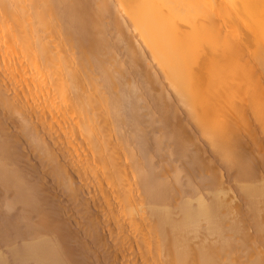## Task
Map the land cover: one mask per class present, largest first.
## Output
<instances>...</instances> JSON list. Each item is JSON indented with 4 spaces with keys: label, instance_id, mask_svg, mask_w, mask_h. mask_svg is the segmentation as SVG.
<instances>
[{
    "label": "bare ground",
    "instance_id": "bare-ground-1",
    "mask_svg": "<svg viewBox=\"0 0 264 264\" xmlns=\"http://www.w3.org/2000/svg\"><path fill=\"white\" fill-rule=\"evenodd\" d=\"M259 1L0 0V105L8 107L10 102L11 108L19 107L25 113L23 119L29 124L22 125V136L28 142L41 140L39 128L46 129V133L53 132L49 138L53 148L60 149L59 153L52 154L48 145L34 149L42 151L39 157L44 165L59 164L68 157L77 163L75 167L68 165L71 179L66 176V170L50 176L59 182L57 186H64V192L74 190L77 180L86 182L93 176L103 177L101 184L95 186L91 207L97 213L111 211L107 221L112 224L105 225L104 218L91 216L89 226L115 231L119 237L114 245L115 259L130 250L136 252L140 264H240L231 258L235 248L230 241L240 234L239 224L243 223L236 219L239 207L233 200L235 196L247 200L254 209L256 225H260L263 188L244 185L237 190L223 182H212L208 176L201 179L194 176L197 165L192 173L182 174L179 162L183 161L176 157L177 153L187 146L197 147L195 142L178 138L168 141L166 145L173 143L174 151L164 156L159 153L161 149L149 154L151 147L163 139L159 135L153 141L138 138L139 154L133 155L129 151L136 137L131 134L120 137L109 127H126L128 123L137 127L135 123L142 122L139 118L130 122L118 117L125 112L126 103L135 101L128 82L131 77H138L142 86L145 85L142 93L147 96L136 100H143L147 111L151 108L149 83L155 63L147 56L149 53L181 94L182 23L192 25L196 31L207 27L221 31L227 23L249 15L252 26L256 27L261 16L264 18L262 11L253 13V4ZM113 6L124 12L136 41L143 46L144 59L130 57L128 67L124 63L113 66L111 59L123 49L132 51L135 40L131 43L124 37L112 49L104 37L109 29L121 27L115 17L106 22ZM101 19L103 23L96 25ZM200 39H207L205 31ZM208 54H216L212 61H227V56L217 55L215 48L207 49ZM39 68L48 71L41 72ZM165 76L160 75L158 79L162 81ZM57 99L66 101L59 106ZM210 109L206 107L198 116L210 118ZM213 114L216 115L215 111ZM205 126L194 123L191 129L204 130ZM205 134L208 140L202 147L206 146L210 157L227 149L233 154L237 152L238 146L230 142L219 144L216 134ZM64 148L67 150L63 151ZM16 151L5 127L0 125V173L4 181L11 179V184L22 188L21 199L28 205L38 208L47 204V197L38 195L20 170L11 166ZM175 158L178 162H174ZM202 162L198 166L208 167ZM210 170L207 168L205 173ZM119 185L122 187L118 188ZM65 195L70 201H76V192H65ZM261 231L262 228H257V238L264 242ZM94 241L100 242L97 238ZM49 245H40L35 253L39 262L67 264L71 252L61 249L51 253ZM248 264H264V257L259 256Z\"/></svg>",
    "mask_w": 264,
    "mask_h": 264
},
{
    "label": "rangeland",
    "instance_id": "rangeland-1",
    "mask_svg": "<svg viewBox=\"0 0 264 264\" xmlns=\"http://www.w3.org/2000/svg\"><path fill=\"white\" fill-rule=\"evenodd\" d=\"M111 9L112 14L106 22H111L115 17L121 22V27L109 29L104 37L112 49L124 37L128 38L129 42L135 40L132 51L125 52L123 49L111 59L113 66L124 63L125 67H128L130 57L144 59L141 52L143 46L140 41H136L135 32L126 20L124 12H120L116 6ZM261 11L264 12V0L253 4V13ZM102 23L101 19L96 25ZM181 26V94L158 68L149 53L147 56L155 63L151 70L152 82L149 83L151 108L147 111L143 108V100H136L137 97L147 96L142 93L145 85L142 86L143 83L141 84L138 77H131L128 82L135 101L126 103L125 112L118 117L129 119L130 122L139 118L142 122H136L137 127L128 123L126 127L113 126L109 129L120 137H128V134L136 137L131 138L133 143L129 152L133 155L139 154L138 138L153 141L159 135L158 137L163 139L151 147L149 154H156L157 150L161 149L159 153L164 156L174 151L173 143L166 145L168 141L178 138L195 142L197 147L187 146L181 153H177L176 157H181L183 161L179 162L182 163V174L192 173L197 165L194 176L201 179L208 176L212 182H223L237 190L244 185L262 187L260 225H256L254 209L247 200H240V196H235L233 200V204L237 203L239 207V211L235 213L236 219L243 220V223L239 224L240 234L230 241L236 249H233L231 258L237 263L248 264L259 256L264 257V242L260 239L258 241L256 234L257 228H262L261 234L264 235V18L261 16L260 22L253 27L249 15L240 16L234 23H227L221 31L210 27L196 31V28L188 23H182ZM203 31L207 36L206 40L200 39ZM123 45L124 43L119 47ZM209 48H215L217 55H226L227 61H212L216 54L206 56V50ZM39 69L41 72L48 71L46 68ZM160 75L166 77L162 80L164 82L158 79ZM3 89L10 95L11 92H8L7 88ZM64 102L57 99L56 104L62 106ZM7 104L8 107L0 105V114L4 113L0 116V125L5 127L11 142L17 147L12 161L14 165L11 166L17 167L37 194L47 197L48 203L38 208L28 205L24 198L21 199L22 188L17 187L14 182L11 184V179L5 182L0 173V264H41L35 253L42 244H50L51 253L61 249L71 252L67 264H140L141 260L136 257V252L132 253L130 250L124 251L122 257L115 259L114 245L119 237L114 230L102 231L99 227L89 226L91 216L96 219L104 218L105 225L112 224L107 221L111 211L97 213L98 211L91 207L95 186L101 184L103 177L93 176L86 182L83 179H80L81 182L77 180L73 185L74 190H65L71 194L76 192V201H70L65 195L64 186L61 183L57 186L59 182L50 176L64 173L66 170V176L69 175L71 179L68 165L75 167L77 163H73L74 159L68 157L59 164L44 165L39 157L43 154L42 151L34 149L48 145L52 154L59 153L60 149L53 148V141L49 138V134L53 132L46 133V129L39 128L41 140L37 138L28 142L22 136V125L29 124L23 119L22 115L25 113L22 114L19 107L11 108L10 102ZM206 107L211 108L210 118H200L198 113L205 112ZM214 111L216 115L213 114ZM194 123H204L205 129L192 130L191 125ZM205 132L216 134L214 137L219 144L230 142L235 147L238 146L237 152L233 154L232 150L227 149L210 157L206 146L202 147L208 140ZM194 161L197 163L194 164ZM202 161H205L208 167L202 169L204 165L198 166ZM174 162H178V159L175 158ZM207 168L211 169L209 173H205ZM170 172L171 175L174 174V170ZM93 237L100 242L96 243ZM211 242L218 244L217 240Z\"/></svg>",
    "mask_w": 264,
    "mask_h": 264
}]
</instances>
